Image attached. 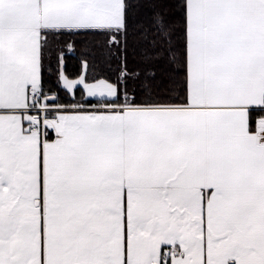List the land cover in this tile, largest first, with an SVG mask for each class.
I'll return each mask as SVG.
<instances>
[{
	"label": "snow or ice",
	"instance_id": "1",
	"mask_svg": "<svg viewBox=\"0 0 264 264\" xmlns=\"http://www.w3.org/2000/svg\"><path fill=\"white\" fill-rule=\"evenodd\" d=\"M0 264H264V0H0Z\"/></svg>",
	"mask_w": 264,
	"mask_h": 264
}]
</instances>
